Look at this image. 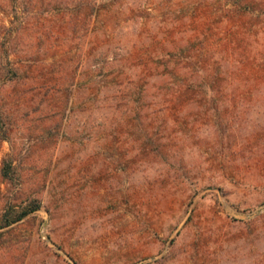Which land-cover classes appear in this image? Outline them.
<instances>
[{"label": "rangeland", "instance_id": "374dc122", "mask_svg": "<svg viewBox=\"0 0 264 264\" xmlns=\"http://www.w3.org/2000/svg\"><path fill=\"white\" fill-rule=\"evenodd\" d=\"M0 50V264H264V0H0Z\"/></svg>", "mask_w": 264, "mask_h": 264}, {"label": "trees", "instance_id": "16d2710c", "mask_svg": "<svg viewBox=\"0 0 264 264\" xmlns=\"http://www.w3.org/2000/svg\"><path fill=\"white\" fill-rule=\"evenodd\" d=\"M0 72L4 74L3 80H0L2 87L10 83L16 84L21 78V70L9 60V54L0 61ZM11 101L9 96L0 101V131L2 136L11 143V152L2 162L1 176L14 188L11 194H15V198H11L1 212L0 237L44 208L41 198L26 193L27 174L22 163L24 159L17 149V144L11 138L14 117L10 108L15 100Z\"/></svg>", "mask_w": 264, "mask_h": 264}]
</instances>
